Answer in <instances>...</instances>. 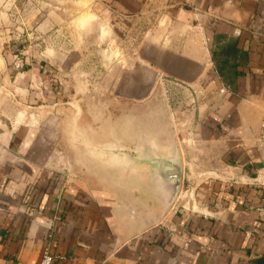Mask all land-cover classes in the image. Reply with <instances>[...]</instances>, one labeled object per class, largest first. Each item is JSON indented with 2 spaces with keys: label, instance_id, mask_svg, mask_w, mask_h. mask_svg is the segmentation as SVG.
I'll list each match as a JSON object with an SVG mask.
<instances>
[{
  "label": "crops",
  "instance_id": "0c3cea01",
  "mask_svg": "<svg viewBox=\"0 0 264 264\" xmlns=\"http://www.w3.org/2000/svg\"><path fill=\"white\" fill-rule=\"evenodd\" d=\"M170 1L174 38L184 46L172 59L184 70L185 64L208 65L219 97L224 96L220 104L214 103L217 96L209 102L210 109L219 106L220 115L204 114L201 133L207 143L224 137L225 151L220 157L207 146L204 157L220 161L193 164L188 178V188L201 187L202 198L183 200L182 185L173 207L150 225L155 212L146 196L132 198L136 185L118 182L116 167L102 169L79 150L68 112L54 109L52 100L36 102L52 97L46 82L51 67L28 62L22 71L5 67L0 70V264H38L44 248L54 264H264V0ZM152 2L116 0L115 10L133 30L152 11ZM163 33L154 39L161 46ZM129 60L138 65L149 58ZM92 133L80 118L79 136L94 138ZM125 197L134 213L126 210Z\"/></svg>",
  "mask_w": 264,
  "mask_h": 264
},
{
  "label": "rangeland",
  "instance_id": "374dc122",
  "mask_svg": "<svg viewBox=\"0 0 264 264\" xmlns=\"http://www.w3.org/2000/svg\"><path fill=\"white\" fill-rule=\"evenodd\" d=\"M116 6V0H0V70L22 71L27 62L42 70L51 67L53 79L46 82L52 97L36 102L43 105L52 100L54 109L68 112L71 120L79 107L83 123L92 128L102 147L109 133L125 140L137 125L151 128L156 121L168 119L186 169L181 198L201 199V187L196 190V185L188 188L187 184L190 172H195L193 164L199 168L220 161L204 157L207 146L220 157L226 148L224 137L217 134L222 143L221 139L207 143L201 133L204 114L206 118L220 115L219 106L210 109L209 102L217 96L214 103L220 104L224 97H219L221 92L213 83V70L203 62L197 70L185 64L184 70L179 59H172L182 54L184 46L174 38L178 32L172 30L170 0H154L152 11L143 14L133 30ZM159 31L164 32L162 46L154 40ZM130 55H144L149 61L137 65L127 61ZM18 60L23 68L15 67ZM4 92L10 100L15 98L7 88ZM27 104L22 98L23 112ZM215 178L216 183L219 177Z\"/></svg>",
  "mask_w": 264,
  "mask_h": 264
},
{
  "label": "water",
  "instance_id": "95a60500",
  "mask_svg": "<svg viewBox=\"0 0 264 264\" xmlns=\"http://www.w3.org/2000/svg\"><path fill=\"white\" fill-rule=\"evenodd\" d=\"M80 118L81 109L78 107L71 121L73 143L79 150L96 158L100 168L116 167L118 182L136 185L132 198L146 196L148 208L155 212L150 225L159 222L177 201L183 185L182 152L174 128L168 126V119L156 121L151 128L137 125L125 140L116 138L111 132L102 147L94 138L79 136ZM211 175L219 177L215 173ZM123 202L129 213L136 211L126 197Z\"/></svg>",
  "mask_w": 264,
  "mask_h": 264
},
{
  "label": "built area",
  "instance_id": "2783aa9c",
  "mask_svg": "<svg viewBox=\"0 0 264 264\" xmlns=\"http://www.w3.org/2000/svg\"><path fill=\"white\" fill-rule=\"evenodd\" d=\"M15 67L16 68H23L24 67V63L21 60H18L15 63ZM260 138L262 140H264V119L261 123V128H260ZM38 264H54V257L52 256V254L50 253L48 248H44L42 250L41 256H40V260L38 262Z\"/></svg>",
  "mask_w": 264,
  "mask_h": 264
},
{
  "label": "bare ground",
  "instance_id": "6f19581e",
  "mask_svg": "<svg viewBox=\"0 0 264 264\" xmlns=\"http://www.w3.org/2000/svg\"><path fill=\"white\" fill-rule=\"evenodd\" d=\"M85 14V13H84Z\"/></svg>",
  "mask_w": 264,
  "mask_h": 264
}]
</instances>
